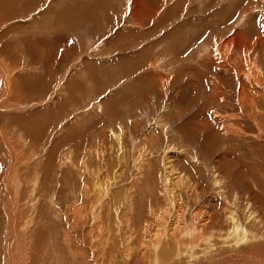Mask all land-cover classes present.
<instances>
[{
  "label": "rangeland",
  "instance_id": "obj_1",
  "mask_svg": "<svg viewBox=\"0 0 264 264\" xmlns=\"http://www.w3.org/2000/svg\"><path fill=\"white\" fill-rule=\"evenodd\" d=\"M137 2L0 0V69L18 68L7 85L0 71V264H12L8 251L25 254L14 256L16 264H35L50 241L57 258L48 264H79L62 236L76 191L88 184L83 193L95 200L93 175L111 177L120 155L125 174L139 155H181L177 166L201 182L200 199L185 194L186 204H201L222 222L225 201L214 196L225 185L242 216L264 222V92L253 120L240 103L251 83L239 66L245 57L222 62L219 54L225 41H241L237 31L251 41L264 33V0H148L144 10L155 14H141V23ZM262 48L254 55L264 69ZM127 181L117 190L125 193ZM84 233L78 236L89 244Z\"/></svg>",
  "mask_w": 264,
  "mask_h": 264
},
{
  "label": "bare ground",
  "instance_id": "obj_2",
  "mask_svg": "<svg viewBox=\"0 0 264 264\" xmlns=\"http://www.w3.org/2000/svg\"><path fill=\"white\" fill-rule=\"evenodd\" d=\"M147 1L141 0V2H137V8L134 11V15L137 16V18H135L137 23H141L142 21L140 17L141 14H151V16L155 14V11H152L146 6L148 10H144V5H146ZM135 3L136 1H134V4ZM157 14L158 12H156V16ZM2 35L4 36V34ZM235 36L239 37L241 41H225V43L229 44L228 49L226 48L227 45L225 47L229 51L226 52V50L223 53L219 52V54L222 55L220 57L224 58L222 62L226 59H230L232 56L234 58L240 57V60L241 56L245 57V59H242V61L244 60L243 62L239 60V66L241 67V71H244L247 80H250L251 83L248 84L246 82L243 85L240 91L242 100L240 103H242L243 109H247L248 111L253 109V113H246L248 116L252 117L253 120L258 119L256 106L259 105L258 102L264 94H262L264 91L261 90V84H264L262 79L264 78V69L260 67L261 64L259 66L260 56L258 54L255 56L254 53L258 52L257 49L260 46L262 48L264 45V33L259 34L252 41L247 40L248 37H246L245 33L241 30L237 31ZM219 44L217 46H219ZM218 48L221 50L222 46ZM223 49L224 48H222V51ZM220 57L219 59H221ZM231 64H233V62ZM153 65L152 62V66ZM12 66L13 68L17 67L15 65ZM239 66L237 68H239ZM1 68L2 71L1 69L0 71L4 73L5 77V85L10 82V77L13 80L17 78V75L14 74L15 70L18 68H14L15 70L13 69L12 72L11 68L10 70L2 66ZM155 77L157 80L161 79V84L165 85L162 81L164 78H162L163 75L161 73H157ZM226 117H224V119ZM231 120L234 121L235 117H231L230 121ZM210 123H212V121ZM232 128H234V126H232ZM0 142L1 144L3 143L1 137ZM179 156L181 155H159L158 159L155 158L157 160H153L149 155H139L138 158H134L132 170L125 174L122 169V166L125 164V157L124 155H120L119 158H117L121 168L115 170L111 177L107 178L106 176L104 179H101V177L98 178L99 176L96 177V175H93V181H95L93 182L94 191L96 192L95 200L88 199V197L85 196L86 193H83L88 190V184L78 189L76 191L77 203L73 206L74 208H72V215L67 219L69 223H67V228L64 230L65 234L62 235L63 239L64 236L66 237L63 243L67 248L70 247V250H68L70 251L69 253L73 261L83 264L87 261L85 257L88 253V256L90 255V258L87 257L88 264H131L132 262H134V264H264V228H262L264 222L255 214H249L251 206H247L245 212V214L249 215L242 216L243 211L237 209V201L233 199L234 201L232 204L229 201L230 196L224 192V190H227L225 185L219 186L221 189L217 190L214 196L225 201V207L221 213V216L224 218L222 222L217 219L215 221L214 218L208 214V210L204 206H201V204L199 206L186 204L185 194L190 199H193L195 203L200 199L198 193V188L201 183L198 179L200 178V174L195 173L192 177L188 176L187 172H184L177 166L178 162L176 163V157L178 158ZM72 158V155L63 158L61 168L68 163L67 160H72ZM192 159L194 161V158ZM178 161L181 162V158ZM88 170L86 165L82 163L80 171L83 173V177L89 174ZM164 170L165 173H163ZM86 171H88L87 174ZM92 174L94 173L92 172ZM95 177L98 179L96 180ZM127 178L128 181L125 183L128 184L129 188H126L127 190L124 191L128 193L125 195V193H122L119 189L117 190V188L122 184L120 181H125ZM216 181L217 185H220L221 179L217 178ZM80 196H83L81 204L79 203ZM133 198L134 204L132 202ZM148 199H153L150 204ZM6 204L7 208L12 209L16 207L17 201L11 200ZM87 204H89V206H87ZM31 207L32 205L27 206V210L32 215L34 209ZM125 216V221L122 222ZM51 231L52 230L46 232V234L49 235L48 239L52 235ZM85 231L91 241H89V244H86V239L83 238L84 240H82L78 236L79 232H82L84 236ZM45 235L44 237H46ZM45 242H48V240H44V243ZM51 243L54 244V242L51 241L43 244L45 247L47 246L48 249L45 251L46 253L41 251L40 255L38 254V260V255L34 254L36 256L34 261L35 264H37L38 261H40L41 264L42 262L48 264L50 256L51 258L56 257L54 254L56 251L51 255ZM17 246V244L15 245V243H12L13 248ZM84 246L86 248L89 246L90 251L87 250L86 253ZM20 253H22V251ZM8 254L11 256L9 258L12 264H16L13 258L15 255L17 256L18 253L15 254L12 251H8ZM20 256L23 257L25 254H21ZM22 257H20L21 260H23ZM51 262L53 263V260ZM22 263L23 262H21V264ZM65 264L67 263L65 262Z\"/></svg>",
  "mask_w": 264,
  "mask_h": 264
}]
</instances>
